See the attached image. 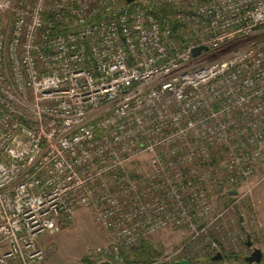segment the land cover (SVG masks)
Wrapping results in <instances>:
<instances>
[{
  "label": "built area",
  "instance_id": "built-area-1",
  "mask_svg": "<svg viewBox=\"0 0 264 264\" xmlns=\"http://www.w3.org/2000/svg\"><path fill=\"white\" fill-rule=\"evenodd\" d=\"M263 25L264 0H0V264L77 208L93 264L219 220L264 153Z\"/></svg>",
  "mask_w": 264,
  "mask_h": 264
},
{
  "label": "rangeland",
  "instance_id": "rangeland-1",
  "mask_svg": "<svg viewBox=\"0 0 264 264\" xmlns=\"http://www.w3.org/2000/svg\"><path fill=\"white\" fill-rule=\"evenodd\" d=\"M255 34L264 38V26ZM233 190L216 202L218 209H227L224 215L198 237L191 239L190 232L182 228L163 229L139 241L150 245L151 257L145 262L107 261L110 264H179L180 261L185 262L182 264H243L244 257L256 247L263 253V260L258 264H264V153L248 180L233 186ZM247 242L251 245L247 246ZM108 245V233L94 222L91 211L77 208L68 225L39 238L43 257L34 264H83V257L92 260L97 247ZM217 252L223 258L217 260L220 262L211 261L210 257ZM227 252H233L238 259L224 260Z\"/></svg>",
  "mask_w": 264,
  "mask_h": 264
},
{
  "label": "trees",
  "instance_id": "trees-1",
  "mask_svg": "<svg viewBox=\"0 0 264 264\" xmlns=\"http://www.w3.org/2000/svg\"><path fill=\"white\" fill-rule=\"evenodd\" d=\"M264 26V25H263ZM261 26V27H263ZM150 248L149 243L147 241H141L137 245H132L131 247H128L126 250H119V257L116 260H113V258H108V260H111V262H118L120 260H123L125 263H129L132 261L136 262H145L149 257H151L148 253V250ZM238 256L236 254H233V252H227L224 255V260H237ZM263 260V258H262ZM83 264H93V260H88L86 257L82 258ZM188 261V260H186ZM220 262V261H217ZM243 264H251L244 259L242 260Z\"/></svg>",
  "mask_w": 264,
  "mask_h": 264
},
{
  "label": "water",
  "instance_id": "water-1",
  "mask_svg": "<svg viewBox=\"0 0 264 264\" xmlns=\"http://www.w3.org/2000/svg\"><path fill=\"white\" fill-rule=\"evenodd\" d=\"M126 2H129L130 0H125ZM201 48H196L194 50V53H197ZM247 246H250L251 245V242H247L246 243ZM223 258L222 254L220 252H217L216 254L212 255L210 257V260L211 261H217V260H221ZM262 258H263V253L261 251V249L259 248H253L252 251L249 253V255H246L244 257V260L249 262V263H260L262 261ZM179 264H182V263H185L183 261H180L178 262ZM95 264H110L108 261H101V262H97Z\"/></svg>",
  "mask_w": 264,
  "mask_h": 264
},
{
  "label": "crops",
  "instance_id": "crops-1",
  "mask_svg": "<svg viewBox=\"0 0 264 264\" xmlns=\"http://www.w3.org/2000/svg\"><path fill=\"white\" fill-rule=\"evenodd\" d=\"M34 263H36V262H34ZM34 263H32V264H34ZM9 264H18V263H16V262H11V263H9Z\"/></svg>",
  "mask_w": 264,
  "mask_h": 264
}]
</instances>
